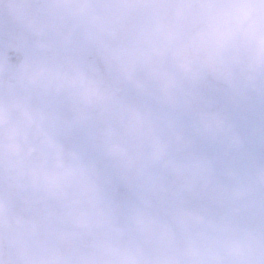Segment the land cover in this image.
Wrapping results in <instances>:
<instances>
[{"label": "clouds", "instance_id": "1", "mask_svg": "<svg viewBox=\"0 0 264 264\" xmlns=\"http://www.w3.org/2000/svg\"><path fill=\"white\" fill-rule=\"evenodd\" d=\"M0 264H264V0H0Z\"/></svg>", "mask_w": 264, "mask_h": 264}]
</instances>
